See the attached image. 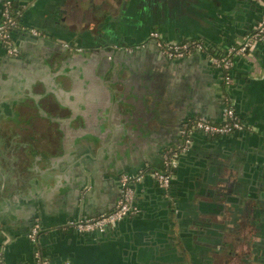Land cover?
I'll list each match as a JSON object with an SVG mask.
<instances>
[{
  "label": "crops",
  "instance_id": "0c3cea01",
  "mask_svg": "<svg viewBox=\"0 0 264 264\" xmlns=\"http://www.w3.org/2000/svg\"><path fill=\"white\" fill-rule=\"evenodd\" d=\"M15 1L25 6L24 28L12 32L19 54L0 45V264H34L35 220L55 264H242L248 252L264 264L252 216L243 215L264 210V40L236 56L231 83L202 52L167 59L148 45L155 50L140 57L156 59L143 79L141 60L132 69L118 52L102 59L110 45L145 40L154 29L224 51L248 38L264 0ZM71 42L90 50L64 47ZM144 81L164 106L153 116L134 91ZM190 84L198 90L192 104ZM229 101L246 129L193 132L169 189L146 171L133 183L135 214L105 233L70 227L112 209L124 173L160 167L161 148L182 142L186 118L222 121Z\"/></svg>",
  "mask_w": 264,
  "mask_h": 264
},
{
  "label": "built area",
  "instance_id": "2783aa9c",
  "mask_svg": "<svg viewBox=\"0 0 264 264\" xmlns=\"http://www.w3.org/2000/svg\"><path fill=\"white\" fill-rule=\"evenodd\" d=\"M22 11L13 7L12 0H3L2 19L0 21V45L4 47L9 55L19 54V47L13 39L12 32L18 28H24L20 17ZM34 33L38 30L32 29ZM256 40H264V14L257 22L255 28L248 34V38L239 45H231L224 51L211 52L209 46L199 39H185L179 41H170L163 37L159 30H152L147 38L137 47H146L153 43L159 51L168 59H182L191 54L202 52L206 53L208 60L218 69L223 71L225 83H231L234 80L232 69L235 58L240 54H247ZM136 48V47H135ZM133 48H129L132 50ZM246 125L234 106L227 103L224 109V118L222 121H215L206 115H197L184 121L181 132L182 142L177 146H167L162 155V166L159 168H148L137 173H124L121 177L123 189L116 205L108 210L96 215L81 216L69 221L71 228L78 233H90L96 230H107L114 227L119 221L130 214L137 212L134 204L133 183L140 181L146 174V171L153 174L158 185L164 189L171 186L174 173L179 165L181 153L190 149L193 142V132L203 131L213 136L229 135L239 130H244ZM41 223L37 220L31 226L29 238L34 243V264H55L47 256L41 247L39 234ZM63 264H72L66 260Z\"/></svg>",
  "mask_w": 264,
  "mask_h": 264
},
{
  "label": "water",
  "instance_id": "95a60500",
  "mask_svg": "<svg viewBox=\"0 0 264 264\" xmlns=\"http://www.w3.org/2000/svg\"><path fill=\"white\" fill-rule=\"evenodd\" d=\"M28 33L31 34V32H28ZM146 47H148L147 48V53L148 54L151 53V49H152V51L155 50L154 48H151L150 46H146ZM155 51L157 52L158 55H160V57H165V56H163L160 53V51H159V49L157 47H156V50ZM142 53H140L139 50H137V49L136 50H132V51H127L124 60L125 61H128V64L127 65H130L129 67L132 68V69H134V67L136 65L135 63H138L139 60L143 61L144 63L142 62V72L139 71V70H137L138 73H141V78L143 79L142 73L144 75L147 73V71L149 70V63L152 64V60L151 59H156V58H154V57H151L150 58V56H147L146 60H144L143 58L140 57L142 55ZM111 54H112L113 57L115 56L114 53H111ZM165 58H167V57H165ZM153 62H155V61H153ZM147 63H148V65H147ZM129 79H134V78L131 75V77L129 76ZM144 82H145V86L144 87L142 86L143 88L141 90H139V88H136L134 91L140 95V102H141L140 103V106H139L140 109H142V108L145 109L144 111L147 112V115H149V116L152 115L153 116V115L157 114L160 111L162 112V109H163L164 106H163V104L160 105L161 100L158 99L156 96L153 95V91L149 87V83H147L146 81H144ZM125 83H127V81H125ZM197 93H198L197 88H195L194 85L190 84L189 85V88H188V95H187V99H189V101H187V103L190 102V104H192V103L196 102V100H195L194 97H197ZM192 97H193V99H192ZM156 111H158V112H156ZM187 116H188V114H185L184 115V118L187 117ZM185 120H187V118ZM139 122L140 121H137V123H139ZM138 126H141V125L138 124ZM146 128H148V127H146ZM109 209H107V210H100V212H94L93 215L99 214V213H101L103 211H108ZM131 215L132 214H130L128 216H131ZM128 216H126V217H128ZM119 223H120V221L118 222L117 225H119ZM105 231L106 230H104V231H102V230H96V231L90 232V233H93V234L99 233L100 234L102 232L105 233Z\"/></svg>",
  "mask_w": 264,
  "mask_h": 264
},
{
  "label": "flooded vegetation",
  "instance_id": "af4514ba",
  "mask_svg": "<svg viewBox=\"0 0 264 264\" xmlns=\"http://www.w3.org/2000/svg\"><path fill=\"white\" fill-rule=\"evenodd\" d=\"M13 2V6L15 8H18L22 11V13L24 12V8L25 6H19L18 3L15 1V0H12ZM2 4V10H3V1L1 2ZM144 40H141V41H137L135 43H127V44H121V43H118L116 42L115 44H112L109 46L108 49H106V51L104 50V56L102 57L103 60H106V61H110L111 59H113L114 57L112 56L111 53H114L116 54V52L118 53H121L123 55H126L127 51H132V50H141V49H144L145 47H137L138 44L142 43ZM152 47H156L153 43L150 44ZM65 48H70V49H75L76 51H79L81 53H85V52H88L87 50H90L82 45H80L79 43L77 44H73V42L71 43H67L66 46H64ZM133 48L132 50H129V48ZM136 47V48H135ZM78 53V52H77ZM183 125V124H182ZM181 125V127H182ZM180 127V128H181ZM167 146H163L161 148V155H163V151L166 149ZM191 148V147H190ZM163 160V159H162ZM162 163V162H161ZM159 168V167H158ZM151 169V168H150ZM177 169V168H176ZM239 212V210H237ZM247 212H243V215L245 216H252L251 217V225H253L254 227V233L252 234L253 238H256L258 237V240H257V243H255V251L257 246L260 248V249H264V210H252V212H249L250 214H246ZM222 228H225V227H222ZM253 230V228H252ZM253 232V231H252ZM222 234H224L225 232L222 231L221 232ZM226 234V233H225ZM262 239V240H261ZM223 245H226L223 243ZM254 253V252H253ZM256 253V252H255ZM245 254V255H244ZM243 254V258H241V263L242 264H254V259H252V257L250 256L251 255V252H248V253H244ZM248 255V256H246ZM254 256H257V255H254ZM240 262V261H239Z\"/></svg>",
  "mask_w": 264,
  "mask_h": 264
},
{
  "label": "trees",
  "instance_id": "16d2710c",
  "mask_svg": "<svg viewBox=\"0 0 264 264\" xmlns=\"http://www.w3.org/2000/svg\"><path fill=\"white\" fill-rule=\"evenodd\" d=\"M13 7H14V6H13ZM14 8H15V7H14ZM212 51H213V52H217V53H219V51H217V50H213V49H212ZM161 166H162V163H161ZM161 166H160V167H161Z\"/></svg>",
  "mask_w": 264,
  "mask_h": 264
}]
</instances>
